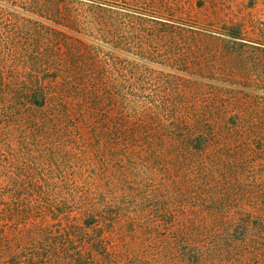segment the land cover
Here are the masks:
<instances>
[{
    "label": "rangeland",
    "instance_id": "374dc122",
    "mask_svg": "<svg viewBox=\"0 0 264 264\" xmlns=\"http://www.w3.org/2000/svg\"><path fill=\"white\" fill-rule=\"evenodd\" d=\"M0 264H264V0H0Z\"/></svg>",
    "mask_w": 264,
    "mask_h": 264
}]
</instances>
